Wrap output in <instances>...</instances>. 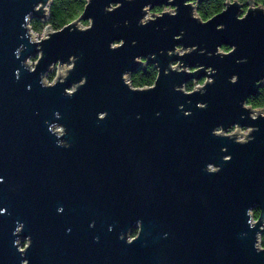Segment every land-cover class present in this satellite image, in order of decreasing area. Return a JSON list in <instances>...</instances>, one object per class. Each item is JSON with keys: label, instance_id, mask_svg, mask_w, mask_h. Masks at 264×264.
<instances>
[{"label": "water", "instance_id": "1", "mask_svg": "<svg viewBox=\"0 0 264 264\" xmlns=\"http://www.w3.org/2000/svg\"><path fill=\"white\" fill-rule=\"evenodd\" d=\"M51 1L0 0V264H264V107L247 103L264 9L86 0L36 39Z\"/></svg>", "mask_w": 264, "mask_h": 264}, {"label": "trees", "instance_id": "2", "mask_svg": "<svg viewBox=\"0 0 264 264\" xmlns=\"http://www.w3.org/2000/svg\"><path fill=\"white\" fill-rule=\"evenodd\" d=\"M85 3L86 0H52L49 5L48 18L46 20L32 18L29 21L31 29L35 32H41L46 25L51 26L52 29H59L75 19L82 12ZM222 3L223 0H202L197 6V14L201 19L206 20L221 10ZM222 49L228 50V47H222ZM53 76L54 72L52 71L47 75V80L51 81ZM155 76L156 69L152 64H147L132 73L129 77V82L133 87L149 86L153 83ZM193 85V81H189L185 85L186 90H191ZM260 92L259 97H250L247 103L252 106H263L264 87Z\"/></svg>", "mask_w": 264, "mask_h": 264}, {"label": "flooded vegetation", "instance_id": "3", "mask_svg": "<svg viewBox=\"0 0 264 264\" xmlns=\"http://www.w3.org/2000/svg\"><path fill=\"white\" fill-rule=\"evenodd\" d=\"M225 1H227V0H223V3H222V8H221V10L224 8V2ZM229 1H232V0H229ZM240 4H241V8L243 9V11H245L246 9H247V5L245 4V2L246 1H248V0H237ZM251 1H254V4L255 5H260L263 9H264V0H251ZM199 5V4H198ZM164 9H167V8H165L164 6H160V7H154L151 11H155V13H160L162 10H164ZM220 10V11H221ZM219 11V12H220ZM218 13V12H217ZM216 14V13H215ZM224 47V46H223ZM264 87V82H263V85H262V87H260L259 88V92L256 94V95H254V96H250V97H259V95H260V91L262 90V88ZM249 97V98H250ZM248 98V99H249ZM253 107H264V105L263 106H253ZM231 130V129H230ZM229 130V131H230ZM243 131H245V128H243L242 129ZM252 215H253V217H254V220L258 217V215H259V209L258 208H254L253 210H252ZM261 229H264V225L261 227ZM131 231H130V239L131 238H133L136 234H137V231H138V227H137V224L135 225V227H133V228H131L130 229ZM259 239H260V243H261V245L264 247V230H262L261 232H260V234H259Z\"/></svg>", "mask_w": 264, "mask_h": 264}, {"label": "rangeland", "instance_id": "4", "mask_svg": "<svg viewBox=\"0 0 264 264\" xmlns=\"http://www.w3.org/2000/svg\"><path fill=\"white\" fill-rule=\"evenodd\" d=\"M48 7V6H47ZM155 13V11H152V13ZM85 21H82V23L81 24H79V27H84V26H87L88 25V22L86 21V23H84ZM33 31V30H32ZM34 33H36V35H39V36H41L42 35V33L43 32H35V31H33ZM37 33H39V34H37ZM40 38V37H39ZM34 61H35V59L34 58H29V60H28V62H30L31 63V66L33 65V63H34ZM57 72V68L56 67H54L53 69H51V72ZM50 72V73H51ZM48 74H49V72H48ZM45 81H47V76L45 77ZM233 129H231L230 130V132L232 131ZM24 242H25V240H21V244H24Z\"/></svg>", "mask_w": 264, "mask_h": 264}, {"label": "built area", "instance_id": "5", "mask_svg": "<svg viewBox=\"0 0 264 264\" xmlns=\"http://www.w3.org/2000/svg\"><path fill=\"white\" fill-rule=\"evenodd\" d=\"M42 31H43V30H42ZM42 31H41V32H42ZM37 34H39V33H37ZM41 36H42V35H41ZM41 36H39V35H35V38H36V39H39V37H41Z\"/></svg>", "mask_w": 264, "mask_h": 264}]
</instances>
